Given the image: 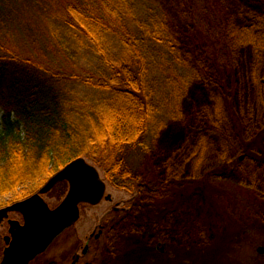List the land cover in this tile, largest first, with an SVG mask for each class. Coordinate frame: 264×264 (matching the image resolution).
I'll use <instances>...</instances> for the list:
<instances>
[{
    "label": "rangeland",
    "instance_id": "1",
    "mask_svg": "<svg viewBox=\"0 0 264 264\" xmlns=\"http://www.w3.org/2000/svg\"><path fill=\"white\" fill-rule=\"evenodd\" d=\"M147 1L165 13L189 58L191 70L179 72L188 78L181 117L165 122L147 153H132L140 193L111 187L86 159L111 202L79 205L78 221L56 240L60 258L70 264L80 241L91 240L92 264H264V29L245 28L264 23V0ZM81 60L69 75L96 64L89 52ZM26 190L5 195L0 206L31 195ZM63 194L55 188L44 200L55 207ZM117 204L126 211H113ZM127 215L132 231L124 229ZM56 253L54 246L49 257Z\"/></svg>",
    "mask_w": 264,
    "mask_h": 264
},
{
    "label": "trees",
    "instance_id": "2",
    "mask_svg": "<svg viewBox=\"0 0 264 264\" xmlns=\"http://www.w3.org/2000/svg\"><path fill=\"white\" fill-rule=\"evenodd\" d=\"M145 1L0 0V201L37 192L78 158L111 187L142 191L131 155L147 153L165 122L181 117L188 78L179 72L191 70L165 13ZM245 28L254 35L264 23ZM87 52L92 70L69 75ZM55 188L66 193L67 184ZM129 220L125 231L137 228Z\"/></svg>",
    "mask_w": 264,
    "mask_h": 264
},
{
    "label": "water",
    "instance_id": "3",
    "mask_svg": "<svg viewBox=\"0 0 264 264\" xmlns=\"http://www.w3.org/2000/svg\"><path fill=\"white\" fill-rule=\"evenodd\" d=\"M62 182L68 185L67 193L61 203L50 210L42 196ZM105 190V183L96 167L88 164L84 158H78L54 174L38 193L0 209V221L7 217L9 211L18 212L24 218L23 226L11 227L13 238L2 264H28L58 235L78 221L79 205H97L103 198L109 200L110 195L104 197Z\"/></svg>",
    "mask_w": 264,
    "mask_h": 264
},
{
    "label": "flooded vegetation",
    "instance_id": "4",
    "mask_svg": "<svg viewBox=\"0 0 264 264\" xmlns=\"http://www.w3.org/2000/svg\"><path fill=\"white\" fill-rule=\"evenodd\" d=\"M54 189H52L49 193H52L54 191ZM36 193L37 192H35V193H33L27 197H24L23 199L18 200V201H13V202L7 201L6 203H4L0 206V209H5V208L17 203V202H20V201H23V200L29 198L30 196H32ZM49 193H47V194H49ZM47 194L42 196L43 200H44V196H46ZM105 201L111 202V198L109 200H105ZM44 202H45V200H44ZM83 205H85V204H83ZM48 207L50 209L55 208V207H50L49 205H48ZM113 211L119 212V213H121V212L124 213L126 210L124 208L122 209V208L118 207V204H117L116 206L113 207ZM126 217L127 216H125V218ZM23 224H24L23 216L20 213L15 212V211H9L7 213V217L3 218L0 221V264H2L5 252L9 248V246L12 242L13 237H12V233H11V227L13 225L21 227V226H23ZM68 229H66V230H68ZM99 232H100V234H102L101 229H99ZM60 235H58L50 243V245H48V247L43 252L38 254L32 260H30L28 264H65V260L63 261V259L60 258V255L63 252V249H62L63 247L61 246L60 242L56 241ZM99 237H100V235H99ZM99 237L97 236V239H95L94 242L99 240L98 239ZM109 244H110V241L107 242V247L109 246ZM54 246H56V251H57L56 256L49 257V255H50L49 253H51L52 247H54ZM157 249L160 251L162 250L160 248V245L158 246ZM79 252H80V254H78ZM90 252H91V240H84V241L81 240L80 243L78 244V248L69 256V258H70L69 263L70 264H92L91 262H89L87 260ZM69 258H68V260H69Z\"/></svg>",
    "mask_w": 264,
    "mask_h": 264
},
{
    "label": "bare ground",
    "instance_id": "5",
    "mask_svg": "<svg viewBox=\"0 0 264 264\" xmlns=\"http://www.w3.org/2000/svg\"><path fill=\"white\" fill-rule=\"evenodd\" d=\"M103 181V180H102ZM104 183H106L105 181H103Z\"/></svg>",
    "mask_w": 264,
    "mask_h": 264
}]
</instances>
